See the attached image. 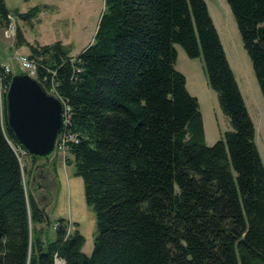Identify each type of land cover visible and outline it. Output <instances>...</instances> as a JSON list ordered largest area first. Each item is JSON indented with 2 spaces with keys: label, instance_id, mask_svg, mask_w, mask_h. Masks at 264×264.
<instances>
[{
  "label": "trees",
  "instance_id": "obj_1",
  "mask_svg": "<svg viewBox=\"0 0 264 264\" xmlns=\"http://www.w3.org/2000/svg\"><path fill=\"white\" fill-rule=\"evenodd\" d=\"M225 1L264 99V0ZM38 12L18 17L29 22ZM9 16L0 0V27ZM175 45L202 58L230 123L212 146L175 69ZM29 57L66 106V147L97 234L89 256L84 237L67 235L63 221L54 241L43 239L37 227L46 216L25 188L4 96L0 264H264V166L205 0H104L94 40L76 58L59 43L31 46Z\"/></svg>",
  "mask_w": 264,
  "mask_h": 264
},
{
  "label": "rangeland",
  "instance_id": "obj_2",
  "mask_svg": "<svg viewBox=\"0 0 264 264\" xmlns=\"http://www.w3.org/2000/svg\"><path fill=\"white\" fill-rule=\"evenodd\" d=\"M4 1L10 16L9 24L0 27V64L9 68L12 75L19 74L18 60L30 56L31 46L41 50L59 43L70 58H76L93 42L104 12V0ZM205 2L253 122L255 143L264 166V99L251 61L226 1ZM35 7L39 12L29 22L18 17ZM12 25L13 36L5 33L11 31ZM16 30L20 38H17ZM174 47L177 52L175 69L184 76L188 93L198 101L204 144L212 146L223 138L225 132L231 131L230 123L220 109L216 93L208 86L202 58L190 59L181 46ZM56 150L49 163H45L18 149L27 193L33 196L46 216V223L37 228L44 230L43 239L52 242L57 222L63 221L67 235L78 231L84 237L82 253L89 256L97 234L95 214L85 203L83 181L75 175L73 158L67 150ZM55 264L64 262L56 259Z\"/></svg>",
  "mask_w": 264,
  "mask_h": 264
},
{
  "label": "water",
  "instance_id": "obj_3",
  "mask_svg": "<svg viewBox=\"0 0 264 264\" xmlns=\"http://www.w3.org/2000/svg\"><path fill=\"white\" fill-rule=\"evenodd\" d=\"M63 102L27 74L12 76L5 94L6 123L19 148L49 163L63 128Z\"/></svg>",
  "mask_w": 264,
  "mask_h": 264
},
{
  "label": "built area",
  "instance_id": "obj_4",
  "mask_svg": "<svg viewBox=\"0 0 264 264\" xmlns=\"http://www.w3.org/2000/svg\"><path fill=\"white\" fill-rule=\"evenodd\" d=\"M10 29H11V31H8V32L6 31L5 33H8V34L13 36L14 26L13 25L10 26ZM18 64H19V67H18L19 73L27 74L29 77H31L32 79H35L37 82H39L42 85V87L45 89L46 92L56 96L55 95L56 85L53 82V78H51L49 87L46 89L43 85L46 84L47 77H46V75H43L40 77V75L38 74V63L34 59L27 57V56L20 57L18 60ZM7 75H12V72L9 70V68L0 64V101L1 102H2V99L7 92V89H8L9 83H10V82L8 83V86L5 83ZM64 106H65V104H64ZM67 122H68V115H67V109L65 106L64 112H63V128H62V130L58 136V140H57L56 147H55V150L57 148H58V150H56V151L67 150V147H66L67 142L73 140L72 137H70L69 135L66 134V132L63 131L64 127L67 125Z\"/></svg>",
  "mask_w": 264,
  "mask_h": 264
}]
</instances>
